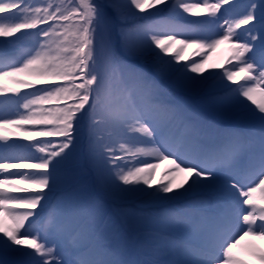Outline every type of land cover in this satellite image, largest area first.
Listing matches in <instances>:
<instances>
[{
    "label": "snow or ice",
    "instance_id": "6c2138e0",
    "mask_svg": "<svg viewBox=\"0 0 264 264\" xmlns=\"http://www.w3.org/2000/svg\"><path fill=\"white\" fill-rule=\"evenodd\" d=\"M221 44L231 68L204 75ZM174 93L246 127L206 124ZM84 160L146 206L135 253L76 194ZM256 240L264 0H0V264H264Z\"/></svg>",
    "mask_w": 264,
    "mask_h": 264
},
{
    "label": "rangeland",
    "instance_id": "374dc122",
    "mask_svg": "<svg viewBox=\"0 0 264 264\" xmlns=\"http://www.w3.org/2000/svg\"><path fill=\"white\" fill-rule=\"evenodd\" d=\"M194 19H196V17H194ZM217 48H219V49L217 50L216 61H220V60L222 59V60L220 61V65H222L223 67H226V68H231V66H228V64L226 63L227 57L225 56L226 51L229 50V49H228V44H221V45H219ZM220 52H221V53H220ZM222 52L224 53V57H223V55H222ZM206 65L208 66V64H206ZM205 67H206V66H205ZM209 68H210V67H207V70H209ZM221 71H222V68L219 67L218 72H221ZM238 79H239V78H238ZM228 83H230V82H228ZM233 87H235V85H233ZM23 91H26V90H22V92H23ZM9 95H11V94H9ZM198 99H200V100L202 101V103H203V100H202L200 97H198ZM177 103L183 105V106L187 109V111H188L189 113L198 116V117H199L204 123L208 124V121H207L205 118L202 117V115L200 114L199 110L196 109L195 106L190 105V104H189L188 102H186V101H183V102H179V101H178ZM204 104H205V103H204ZM205 105H206V104H205ZM206 106H208V105H206ZM208 107H209V106H208ZM209 108H211V107H209ZM211 109H212V108H211ZM212 110L215 111L214 109H212ZM215 112L218 113L219 115L223 116L224 118H226L227 121H228V123H236V122H238V120L234 119L233 117H231V116L228 115V114L220 113V112H217V111H215ZM228 127H231V126H228ZM24 142H25V143H29V142L26 141V140H25ZM165 168H166V167H163L160 171L157 170L156 173H157L158 175H162V173L164 172ZM256 195H257V197H258V196H259V193H257ZM126 222H127L130 226H139V225H142V224H145V223H146L145 221H143V220L140 219V218H132V217H131V218H127ZM101 234H102V233H101ZM107 234H108V235H106L105 238L112 240V239H113V235H111V232L108 231ZM257 242H258V241H257ZM257 242H256V243H257ZM106 243L112 245V246H113L114 248H116L117 250H128L127 246H125V245L123 244L122 239H121V237H120V235L118 234V232H117L116 229H115V238H114V240L111 241V242L107 241ZM258 243H259V242H258ZM258 243H257V244H258ZM259 245H260V243H259ZM254 264H256V263H254Z\"/></svg>",
    "mask_w": 264,
    "mask_h": 264
},
{
    "label": "trees",
    "instance_id": "16d2710c",
    "mask_svg": "<svg viewBox=\"0 0 264 264\" xmlns=\"http://www.w3.org/2000/svg\"><path fill=\"white\" fill-rule=\"evenodd\" d=\"M145 13H142L141 15H144ZM185 15H187V14H185ZM178 38H183V37H178ZM178 47V46H177ZM194 52V50H192L191 48H188V49H186L185 50V52L183 53V55L185 56V58L187 59L189 56H191L192 55V53ZM215 52H214V50L212 51V52H210L209 53V58L211 59V60H213L214 58H215ZM194 59H198V57H193ZM193 75H195V74H193ZM11 139H14V137H11ZM36 139H45V138H36ZM15 162H17V161H15ZM31 162H33V163H35V162H37V161H31ZM10 171H16V170H10ZM28 171H43V170H41V169H30V170H28ZM96 175H97V173H96ZM97 180H98V182H99V184L101 185V187L105 190V192H107L108 194H110L109 193V191L107 190V188H106V186H105V184L98 178V176H97ZM77 195H78V197H79V194H78V192L76 193ZM20 195H22V194H20ZM111 195V194H110ZM80 198V200L86 205L87 204V202H89L88 200H85V199H83V198H81V197H79ZM90 198V197H89ZM88 198V199H89ZM90 201L92 202V203H95V204H98L99 202L95 199V198H90ZM53 203H55V201L53 202ZM87 206V205H86ZM123 212L125 213L126 212V214H128V215H130V216H136V215H138V216H140V217H148L149 218V214L147 215V214H145V213H141V212H139V211H136V210H133V209H131V208H126V209H123Z\"/></svg>",
    "mask_w": 264,
    "mask_h": 264
},
{
    "label": "bare ground",
    "instance_id": "6f19581e",
    "mask_svg": "<svg viewBox=\"0 0 264 264\" xmlns=\"http://www.w3.org/2000/svg\"><path fill=\"white\" fill-rule=\"evenodd\" d=\"M163 167H167V165H165V164H161V167H160V169H159L158 171H160ZM261 244H262V246L264 247V242H261Z\"/></svg>",
    "mask_w": 264,
    "mask_h": 264
}]
</instances>
